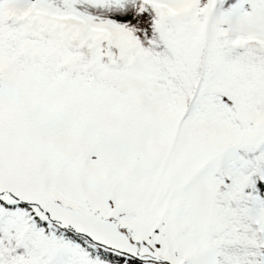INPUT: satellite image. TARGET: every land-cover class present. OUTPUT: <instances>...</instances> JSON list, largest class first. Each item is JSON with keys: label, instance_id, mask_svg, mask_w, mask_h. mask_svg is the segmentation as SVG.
<instances>
[{"label": "snow or ice", "instance_id": "6c2138e0", "mask_svg": "<svg viewBox=\"0 0 264 264\" xmlns=\"http://www.w3.org/2000/svg\"><path fill=\"white\" fill-rule=\"evenodd\" d=\"M0 264H264V0H0Z\"/></svg>", "mask_w": 264, "mask_h": 264}]
</instances>
